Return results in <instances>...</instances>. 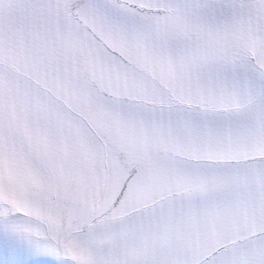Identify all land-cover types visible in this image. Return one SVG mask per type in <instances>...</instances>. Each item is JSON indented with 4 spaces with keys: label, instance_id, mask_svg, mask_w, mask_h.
I'll use <instances>...</instances> for the list:
<instances>
[{
    "label": "snow or ice",
    "instance_id": "obj_1",
    "mask_svg": "<svg viewBox=\"0 0 264 264\" xmlns=\"http://www.w3.org/2000/svg\"><path fill=\"white\" fill-rule=\"evenodd\" d=\"M0 264H264V0H0Z\"/></svg>",
    "mask_w": 264,
    "mask_h": 264
}]
</instances>
